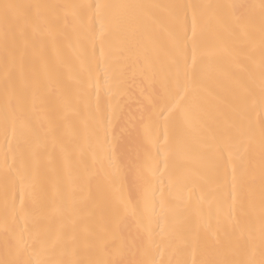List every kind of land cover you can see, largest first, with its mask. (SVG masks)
<instances>
[{
    "label": "snow or ice",
    "instance_id": "6c2138e0",
    "mask_svg": "<svg viewBox=\"0 0 264 264\" xmlns=\"http://www.w3.org/2000/svg\"><path fill=\"white\" fill-rule=\"evenodd\" d=\"M256 7L0 0L14 172L0 264H264V0L258 19ZM122 96L136 106L127 117ZM122 119L132 128L114 130ZM204 165L216 186L197 198ZM84 175L87 221L75 201ZM129 221L130 243L117 236Z\"/></svg>",
    "mask_w": 264,
    "mask_h": 264
},
{
    "label": "bare ground",
    "instance_id": "6f19581e",
    "mask_svg": "<svg viewBox=\"0 0 264 264\" xmlns=\"http://www.w3.org/2000/svg\"><path fill=\"white\" fill-rule=\"evenodd\" d=\"M30 2H40V3H125V4H141V3H154V4H235V5H256L257 7L252 10L255 12L257 19L259 17V5L261 0H30ZM244 12V9L240 10ZM97 54H99V49H97ZM126 57L131 59H135L136 53L134 51H129L125 53ZM0 57H2V47H0ZM259 55L257 54L256 64L254 65V71H259ZM3 79V73L0 72V81ZM121 105L124 107V115L128 116L129 112L135 111V104H130L128 98L126 96H122L119 98ZM0 108H2V96H0ZM254 119L257 121L259 117L256 116ZM120 126H127L132 128V125L129 124L127 119H122L118 125L114 126V130H117ZM145 136V129L142 126H137L135 131L133 132V136L130 140L126 141L127 145V156L129 159L135 158V148L138 143L143 142ZM3 133H2V113H0V258H3L4 253V241H5V232H4V224H5V210H4V187L5 183L11 182L13 173H9L6 175L4 164H3ZM259 146V129L257 127V135H256V147L258 150ZM89 163H91L90 155L87 157ZM9 165H12L11 156L9 157ZM203 174V191L197 190L196 197L201 198L207 196L209 192H211L215 188L216 175L212 171L211 165H204L201 168ZM89 177L87 175L83 176V179L78 183V186L75 190V201L80 208L81 218L84 221H87L90 216V206H89ZM183 196L187 200H191V193H174L172 196L173 202H178L179 199ZM205 216H207V205L204 206ZM11 225V221H9ZM115 227V225H114ZM135 235V226L132 221H129L126 226L122 228V230L117 231V236L123 239H127L129 243L131 242L132 237ZM217 233L215 232V222H213V228L208 230L205 235V240L207 243L211 244L215 241ZM175 247L180 249L183 247L182 241L177 238L175 242ZM177 259H191L190 255H186L184 253L178 252L176 257ZM257 258L258 253H257Z\"/></svg>",
    "mask_w": 264,
    "mask_h": 264
}]
</instances>
